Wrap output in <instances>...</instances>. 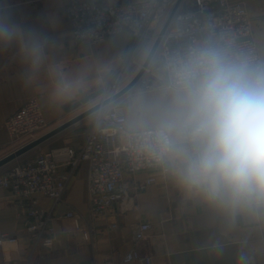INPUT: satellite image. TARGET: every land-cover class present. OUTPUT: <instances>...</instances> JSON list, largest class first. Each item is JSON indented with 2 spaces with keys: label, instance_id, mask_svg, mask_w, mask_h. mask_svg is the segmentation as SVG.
<instances>
[{
  "label": "crops",
  "instance_id": "crops-1",
  "mask_svg": "<svg viewBox=\"0 0 264 264\" xmlns=\"http://www.w3.org/2000/svg\"><path fill=\"white\" fill-rule=\"evenodd\" d=\"M230 1L246 5L259 52L264 53V0ZM69 2L15 0L20 17L42 40L44 59L41 67L33 70L18 43L0 46V148L10 142L5 127L8 117L26 101L37 97L48 122L47 131L57 127L73 117L74 111L98 99L131 48L133 37L128 30L100 43L76 41L67 16ZM160 25L155 20L152 29ZM61 80L68 89L57 98L54 88ZM83 121L40 147H80L91 129V123ZM70 170V166L61 167V172ZM88 172L89 163L81 162L59 201L37 195L38 208L51 216L55 228L54 244L49 249L34 246L11 192L0 188V233L20 238L16 247L0 250V264L6 259L25 261L30 256L31 264H102L106 260L124 264L125 255L134 247L151 257L150 264H264V219L239 216L230 220L187 193L169 173H153L157 181L144 188L141 185L149 172L139 173L130 183L132 199L116 203L107 215L91 222L86 217ZM70 210L79 218L80 229L75 219L65 216ZM144 220L150 221L152 228L136 246L134 227ZM126 264L146 263L133 260Z\"/></svg>",
  "mask_w": 264,
  "mask_h": 264
},
{
  "label": "clouds",
  "instance_id": "clouds-1",
  "mask_svg": "<svg viewBox=\"0 0 264 264\" xmlns=\"http://www.w3.org/2000/svg\"><path fill=\"white\" fill-rule=\"evenodd\" d=\"M12 43L33 70L41 67V38L15 0H0V46ZM144 56L151 86L114 98L125 137L219 214L264 219V53L209 28L162 53L143 49ZM67 89L61 80L53 94Z\"/></svg>",
  "mask_w": 264,
  "mask_h": 264
},
{
  "label": "built area",
  "instance_id": "built-area-1",
  "mask_svg": "<svg viewBox=\"0 0 264 264\" xmlns=\"http://www.w3.org/2000/svg\"><path fill=\"white\" fill-rule=\"evenodd\" d=\"M176 2L177 0H70L67 16L76 41L100 43L124 30L130 31L133 37L131 48L114 73L113 80L105 86L98 99L74 111L73 116L119 92L136 75L146 59V56L141 58L142 50L150 51ZM155 20H159L161 25L159 29L153 30ZM209 28L217 34H226L241 48H250L260 53L246 5L230 0H183L177 7L157 52L179 47L186 41L199 37ZM151 83L146 67L137 84L150 87ZM90 116L93 118L91 129L80 147L65 144L42 149L40 145L0 168V188L11 192L13 203L25 220L34 246L42 245L49 249L55 240L51 216L44 209L38 208L37 195L59 201L73 170L81 162L89 163L86 217L91 222L97 216L107 215L116 203L132 199L134 193L130 183L139 173L149 172L142 188L157 181L153 173L168 174L162 166L136 151L125 137L120 128L121 116L115 107V100ZM5 127L10 135V142L7 147L0 148V158L47 132L48 122L39 99L32 97L11 113ZM62 166H70L71 170L61 172ZM65 216L75 219L76 227L80 229L79 218L73 210L68 211ZM151 228L152 223L148 220L135 225L133 239L136 246L147 238ZM19 242L20 238L16 235L0 233L2 251L16 247ZM31 259V256L25 261L6 259L2 264H31ZM133 260L150 264L151 257L144 256L134 247L125 255L123 263ZM102 264L115 263L106 260Z\"/></svg>",
  "mask_w": 264,
  "mask_h": 264
},
{
  "label": "water",
  "instance_id": "water-1",
  "mask_svg": "<svg viewBox=\"0 0 264 264\" xmlns=\"http://www.w3.org/2000/svg\"><path fill=\"white\" fill-rule=\"evenodd\" d=\"M182 1L183 0H177L176 5L174 6L171 13L169 14L166 22L162 26V28H161L156 40L154 41L149 53L153 50H155L157 52L159 45H160V42L163 38V35L165 34L166 30L168 29V27L172 21V18H173L174 14L177 10V7L181 4ZM147 65H148V61H147V57H146L144 64H143V67L140 68V70L136 73V75L119 92H117L114 95H112L111 97L103 100L102 102H98L97 104L93 105L92 107H90V108L78 113L77 115L71 117L70 119H68L67 121L58 125L57 127H55L53 129L47 131L46 133L42 134L41 136H39L34 141L20 147L16 151H13V152L7 154L6 156L0 158V168L3 167L4 165L8 164L9 162L13 161L17 157L25 154L26 152L40 146L41 144H43L44 142H46L50 138H52V137L58 135L59 133L63 132L65 129H67V128L71 127L72 125H74V124L82 121L83 119L89 117L95 111L99 110L101 107L109 105L112 101H114V98L122 97L124 94L127 93V91L129 89H132L137 85V83L139 82V80L143 76V74L145 72V68L147 67Z\"/></svg>",
  "mask_w": 264,
  "mask_h": 264
},
{
  "label": "rangeland",
  "instance_id": "rangeland-1",
  "mask_svg": "<svg viewBox=\"0 0 264 264\" xmlns=\"http://www.w3.org/2000/svg\"><path fill=\"white\" fill-rule=\"evenodd\" d=\"M92 116H90V117H88V118H85L84 120L85 121H83V122H86L87 121V123H91L92 122Z\"/></svg>",
  "mask_w": 264,
  "mask_h": 264
}]
</instances>
